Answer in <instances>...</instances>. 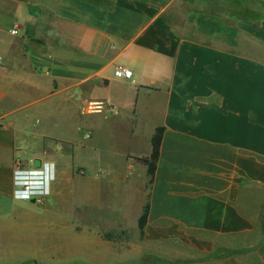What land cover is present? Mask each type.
<instances>
[{"label": "crops", "instance_id": "1", "mask_svg": "<svg viewBox=\"0 0 264 264\" xmlns=\"http://www.w3.org/2000/svg\"><path fill=\"white\" fill-rule=\"evenodd\" d=\"M197 1L0 0V201L16 216L0 219V261L264 264V0ZM158 127L150 184L138 159ZM81 149L111 164L91 175ZM37 159L55 178L44 203H20L14 169ZM41 225L58 234L38 252Z\"/></svg>", "mask_w": 264, "mask_h": 264}, {"label": "rangeland", "instance_id": "2", "mask_svg": "<svg viewBox=\"0 0 264 264\" xmlns=\"http://www.w3.org/2000/svg\"><path fill=\"white\" fill-rule=\"evenodd\" d=\"M157 1H163V2H167V3H169V2H171L172 0H157ZM230 1H232V0H230ZM101 2H102V4H104V5H110L111 3H112V0H101ZM186 2H189V0H186ZM198 1L197 0H191V3L193 4V5H197L198 3H197ZM233 2V1H232ZM234 3V2H233ZM234 6H235V3L233 4ZM234 6H232V7H229V9H230V12H233V13H236L237 11H236V8L234 7ZM189 7V6H188ZM186 8V7H185ZM254 8V7H253ZM244 13V15H248V16H253V14H251V11H250V9L248 8V10L246 11V12H243ZM255 13H257L256 15H254L255 17L256 16H263L264 15V10H261L259 13L258 12H256L255 11ZM206 14H210V10L206 13ZM261 14V15H260ZM216 15V14H215ZM213 19H216V18H213ZM21 34H22V32L20 33V35H18V36H13V37H20L21 36ZM13 119L15 118V117H12ZM63 135L64 136H66V137H68V139L70 140V141H80L81 139H83V136H82V134L81 133H79L75 128H73V127H69L67 130L64 128L63 129ZM82 150V149H81ZM103 151H98V150H95L94 151V149H91V150H86V151H83L82 150V152L78 155L79 156V158L81 159V162L82 163H84V164H86V165H88V166H90V167H92V168H90L91 169V171H90V174L92 175V172L94 171H97V170H99L100 169V167L102 168V167H107V166H109L110 164H111V160H109V158H107L106 156H107V154H104V153H102ZM101 156V157H100ZM81 173V172H80ZM83 173V172H82ZM54 178H55V175H54ZM53 178V179H54ZM52 179V180H53ZM88 179V178H87ZM90 179H91V177H90ZM86 181V183H85V188L87 187V188H92V183H91V181H89V180H85ZM73 190H77L78 189V187H80L79 185H78V187H77V183H76V181L74 180L73 181ZM77 188V189H76ZM14 198L16 199V200H18V201H20V203H23V202H28V203H31L32 201H33V199H31V200H21V199H17L15 196H14ZM46 198L47 197H45V200H46ZM70 199H71V194H70ZM44 200V201H45ZM44 201L42 202V203H44ZM2 204H4L5 205V207L6 208H0V219H13L14 217H16L15 215H14V210H13V205H14V202L13 201H6V203H3L2 201H0ZM36 202V201H35ZM39 203V202H38ZM37 216H36V219H38V220H43V219H45L44 217H45V215H44V210H38L37 211V214H36ZM44 221V220H43ZM58 232V230H56V227H48V226H46V225H41V226H38L37 227V232H36V234L34 235V239H35V242H32V243H26V244H28L29 246H33V247H37V249H38V252H41V250L43 249V244H44V240H45V237L48 235V237H50L51 235H56V234H58L57 233ZM69 234H70V236H73V235H75L74 233H70L69 231H68V236H69ZM73 234V235H72ZM48 240V243L49 244H52L53 242L50 240V239H47ZM16 241H12L11 242V240L10 239H6L5 241H4V244H6V245H10V246H12V244H14ZM17 244H20L21 245V243L20 242H18ZM9 250V249H8ZM14 251H15V253H24V252H27V251H25V249H23V251H20L19 249H17L16 248V250L14 249ZM23 258L22 257H20V256H15V257H13V256H9V255H7L6 257H5V259H3L2 261H0V264H16V263H18L19 261H21ZM151 259V257H148L147 258V260H150ZM142 263V262H141ZM140 264V263H139Z\"/></svg>", "mask_w": 264, "mask_h": 264}, {"label": "built area", "instance_id": "3", "mask_svg": "<svg viewBox=\"0 0 264 264\" xmlns=\"http://www.w3.org/2000/svg\"><path fill=\"white\" fill-rule=\"evenodd\" d=\"M21 33V27L15 25L11 30L13 36ZM118 79L130 80L133 77V71L126 67H118L115 71ZM99 104L92 105L91 110H101ZM35 167V165H34ZM54 178V171L51 166L43 165L42 167L30 170L20 161L14 169V196L21 200H35L42 203L47 197L49 190L48 185Z\"/></svg>", "mask_w": 264, "mask_h": 264}, {"label": "trees", "instance_id": "4", "mask_svg": "<svg viewBox=\"0 0 264 264\" xmlns=\"http://www.w3.org/2000/svg\"><path fill=\"white\" fill-rule=\"evenodd\" d=\"M252 5L254 6L255 9L258 8L260 10H264V6H261V5L256 6V3H253ZM164 133H165V128L164 127H158L155 130V133H154L153 138H152V153H151V155L149 157L138 159L139 162H141L145 166H147L148 176L150 178V184L153 183L157 164H158L159 159H160V151H161V145H162ZM149 212H150V205L147 204L144 207L143 214L139 220V230H140L141 239H144V237H145V230H146V226L148 223Z\"/></svg>", "mask_w": 264, "mask_h": 264}, {"label": "water", "instance_id": "5", "mask_svg": "<svg viewBox=\"0 0 264 264\" xmlns=\"http://www.w3.org/2000/svg\"><path fill=\"white\" fill-rule=\"evenodd\" d=\"M35 168H37V169H39V168H41L42 167V161L40 160V159H37L36 161H35ZM33 202H35V200H33ZM36 264V263H35Z\"/></svg>", "mask_w": 264, "mask_h": 264}]
</instances>
